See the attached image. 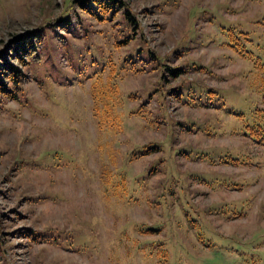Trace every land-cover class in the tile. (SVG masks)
Masks as SVG:
<instances>
[{
  "label": "rangeland",
  "instance_id": "1",
  "mask_svg": "<svg viewBox=\"0 0 264 264\" xmlns=\"http://www.w3.org/2000/svg\"><path fill=\"white\" fill-rule=\"evenodd\" d=\"M123 2L137 36L168 66L187 59L206 68L186 67L171 88L200 78L224 99L213 106L170 94L163 110L155 98L140 106L158 76L117 64L108 83L106 60L132 43L114 47V25L84 16L73 0H0V62L26 71L24 96L0 109V264H264V145L217 107L264 124L252 65L221 33L231 24L264 39V0ZM45 20L53 26L37 59L19 63L14 45ZM86 39L101 47L102 68L88 67ZM106 97L108 118L96 115ZM188 120L190 129L178 123ZM26 228L59 242L30 240ZM153 243L167 250L161 263L148 252Z\"/></svg>",
  "mask_w": 264,
  "mask_h": 264
},
{
  "label": "trees",
  "instance_id": "2",
  "mask_svg": "<svg viewBox=\"0 0 264 264\" xmlns=\"http://www.w3.org/2000/svg\"><path fill=\"white\" fill-rule=\"evenodd\" d=\"M73 5L77 6L79 11L86 17H91L100 22H109L112 26L116 28L115 34L112 38V44L114 47L119 45L130 43L128 50L123 53V55L112 62L110 58L106 61L108 63V75L106 80L108 83L113 85V76L116 75L117 64L120 68H124L126 71L132 72H142L145 69L153 71L158 76L157 79L153 82L154 84L150 87H146L142 90L141 99L139 102L140 106H143L146 102L155 98L158 100L159 108L163 110L165 106L166 98L172 94L171 97L178 99L179 96H182L181 101L184 102H194L202 103L203 105L210 104L215 106L218 102L222 103L223 95L218 93L216 90L207 88L205 90V85L202 83L200 78L194 80H189L183 78L180 83L173 85V88L169 85L171 80L174 79L180 73H183L188 66H193L195 69L206 70L205 67L199 65L194 61L189 63V60H185V64L168 66L162 57L154 53V51L149 48L148 43L146 42L143 36H137L136 30L138 29V22L134 19V14L131 12L123 0H73ZM65 24H70L67 17L63 18ZM53 26V20H45L40 26L31 32L30 37L27 41H20L16 43L12 49L15 59L19 63H25L24 58L28 53L33 55V60L37 59L38 54L35 53L37 47L40 45L43 38V33L45 28ZM86 29V28H85ZM84 29V30H85ZM224 36V46L228 47L235 54L239 55L241 58L246 59L252 65V80L251 83L255 87L256 91L260 94L262 104H264V39L261 37L254 36L251 32L243 30L240 27L228 25L226 28H222L221 32ZM84 38H88L86 33H84ZM138 37V46L134 45L136 38ZM87 40V39H86ZM89 40V39H88ZM85 49V53L91 57L88 67H93V64H100L101 68L103 67L102 60V49L96 44H92L89 41ZM39 44V45H38ZM71 47L78 48V44L71 42ZM29 50L27 51V48ZM35 49V50H34ZM53 49L56 50L55 46ZM52 48L49 50L54 51ZM34 52H31V51ZM73 53L74 50H73ZM197 65V66H196ZM0 109L3 107L4 99L17 98L19 95H23V88L21 86L22 77H25L26 71L21 68L9 64L7 62H0ZM111 81V82H110ZM94 87V85L92 86ZM98 89V87L96 88ZM96 89H93L92 94L96 95ZM191 93V95H189ZM96 103V100H94ZM104 103L101 108L97 109L96 115H99V111H102L106 116L104 118L110 117L109 114V98L106 97L103 99ZM109 104V105H108ZM221 105V104H219ZM217 106L229 110L222 106ZM103 109V110H101ZM262 111V110H259ZM264 111V110H263ZM94 113V112H93ZM235 116H238L242 121L243 127L242 130H238L240 134H244L252 141L261 142L264 145V124L262 120L255 119L253 124L249 119L241 112H232ZM256 117L259 114L255 113ZM102 116V117H103ZM261 116V115H260ZM169 121L170 118L168 119ZM183 128L190 129V127L195 125V121L188 120L183 122H178ZM197 127V126H196ZM154 147V148H153ZM149 147L150 149H156L157 146ZM144 151L142 149L138 152ZM235 161V160H234ZM154 167H149L146 169L147 174L150 173ZM146 174V175H147ZM116 191L115 189H113ZM112 191V193H115ZM27 236L30 240H37L39 238L49 239V241L56 240L59 242V239L54 236L45 235L42 236L39 233V230H32L31 228H26ZM44 234V233H43ZM51 237V238H50ZM145 248V245L142 246ZM150 248V253L154 251L155 255L158 257L159 263L163 262L167 258V250L160 243H153L147 246Z\"/></svg>",
  "mask_w": 264,
  "mask_h": 264
}]
</instances>
